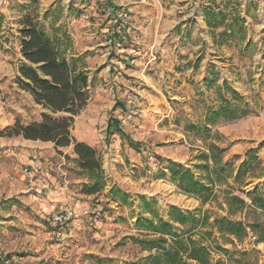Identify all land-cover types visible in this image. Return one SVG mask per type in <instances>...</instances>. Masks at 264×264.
I'll use <instances>...</instances> for the list:
<instances>
[{
  "label": "rangeland",
  "instance_id": "1",
  "mask_svg": "<svg viewBox=\"0 0 264 264\" xmlns=\"http://www.w3.org/2000/svg\"><path fill=\"white\" fill-rule=\"evenodd\" d=\"M209 8L223 15L214 26L204 19ZM25 14L58 38L59 49L88 75L89 98L70 133L97 151L105 184L99 193L81 192L86 177L72 146L56 150L50 141L0 136V264H146L154 248L131 237L160 235L137 220H169L171 206L206 214L202 226H174L208 246L209 264H264V241L256 235L238 239L210 226L215 216L227 215L224 191L247 202L255 187L264 194V0H0V130L51 114L17 83ZM224 25L233 32L220 37ZM217 87L248 113L217 119L209 136L198 134L190 125L203 126L220 106ZM113 118L121 134L107 133ZM212 144L223 149L221 163L231 164V175L215 182L214 198L202 202L184 193L166 167L172 161L207 182L212 163L203 168L201 153L209 154ZM32 160L42 165L35 185L22 173ZM142 198L151 203L149 212ZM84 208L99 210V217L52 221L58 212ZM204 229L212 234L201 238Z\"/></svg>",
  "mask_w": 264,
  "mask_h": 264
},
{
  "label": "trees",
  "instance_id": "2",
  "mask_svg": "<svg viewBox=\"0 0 264 264\" xmlns=\"http://www.w3.org/2000/svg\"><path fill=\"white\" fill-rule=\"evenodd\" d=\"M222 17L223 15L214 13L213 9L209 8L204 19L207 26H214L223 20ZM226 30L233 32L231 25H224L220 37H225ZM19 37L21 59L18 65L17 83L22 90L32 96L35 103L49 110L51 114L43 113L38 120L26 124L15 121L13 125H7L0 130V136H21L27 140L50 141L56 150L72 146L76 168L86 177L81 192L86 195L99 193L105 184L101 158L93 147L74 139L70 133L74 116L80 112L89 98L87 73L59 49L58 38L50 37L29 14H25L21 20ZM207 83L209 84V81ZM223 87L230 92L233 99L239 97L227 83H224ZM217 92L220 106L213 107L209 111L203 126L196 123L190 125V128L198 134L209 136L208 125L217 119L234 121L248 113L247 109L232 103L225 92H221L220 87H217ZM107 133H122L117 119H110ZM208 149L209 154L201 153L206 161L203 168L209 169L207 160L212 163L211 171H208L211 176L208 173L207 182L195 177L188 168L172 161L166 167L172 181L178 183L184 193L194 194L202 202L214 198L213 184L215 182L231 175V164L221 163L223 149L214 144L208 145ZM253 159L252 155L236 169L235 175L232 176L234 181L240 180ZM223 197L227 215L215 216L210 226L215 227L216 232L227 233L238 239L245 237L249 231L253 236L256 235V242L264 241V194L255 187L252 192L246 193L249 202L230 189L224 191ZM123 199L125 201V198ZM142 202L149 212L151 203L145 198H142ZM235 213H242L244 219L235 218L233 216ZM167 215L169 220L159 218L155 223L147 217H140L137 220L138 225L151 228L160 235L148 240L131 237L134 242L154 248L155 252L147 257L146 264H192V262L209 264L211 258L208 246L200 239H194V233L185 234L177 231L175 227L176 225L185 226L188 223H192L193 228L197 225L202 226L207 220L206 214L196 217L192 212L171 206ZM249 216L254 219L247 221ZM198 233L202 238L205 235H211L212 231L204 229ZM162 234L168 235L169 238H165ZM216 248L220 249L218 245Z\"/></svg>",
  "mask_w": 264,
  "mask_h": 264
},
{
  "label": "built area",
  "instance_id": "3",
  "mask_svg": "<svg viewBox=\"0 0 264 264\" xmlns=\"http://www.w3.org/2000/svg\"><path fill=\"white\" fill-rule=\"evenodd\" d=\"M7 3V0H3ZM42 170V165L37 160H32L22 168V173L25 175L26 181L32 185L38 182V174ZM100 215V211L97 209L84 208L79 213L70 209L63 212H58L52 217V221L56 225H65L71 222L73 219L80 217H90L96 220ZM59 236V233H57Z\"/></svg>",
  "mask_w": 264,
  "mask_h": 264
},
{
  "label": "crops",
  "instance_id": "4",
  "mask_svg": "<svg viewBox=\"0 0 264 264\" xmlns=\"http://www.w3.org/2000/svg\"><path fill=\"white\" fill-rule=\"evenodd\" d=\"M38 120V119H37Z\"/></svg>",
  "mask_w": 264,
  "mask_h": 264
}]
</instances>
